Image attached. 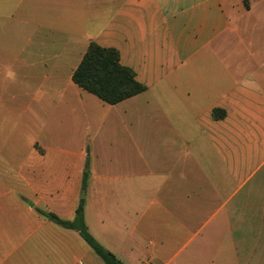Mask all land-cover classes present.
<instances>
[{"label": "crops", "instance_id": "crops-1", "mask_svg": "<svg viewBox=\"0 0 264 264\" xmlns=\"http://www.w3.org/2000/svg\"><path fill=\"white\" fill-rule=\"evenodd\" d=\"M91 42L146 89L78 86ZM81 200L123 264H264V0H0V264H106Z\"/></svg>", "mask_w": 264, "mask_h": 264}, {"label": "trees", "instance_id": "trees-1", "mask_svg": "<svg viewBox=\"0 0 264 264\" xmlns=\"http://www.w3.org/2000/svg\"><path fill=\"white\" fill-rule=\"evenodd\" d=\"M74 82L81 88L98 96L109 104L119 103L143 92L146 87L136 79L135 71L120 61V53L113 47H102L91 42L82 61L73 73ZM224 114L216 112L220 117ZM84 200L76 208L72 220L62 219L52 212H42L57 224L77 230L94 252L106 264H123L110 250L105 248L88 230L84 218Z\"/></svg>", "mask_w": 264, "mask_h": 264}, {"label": "rangeland", "instance_id": "rangeland-1", "mask_svg": "<svg viewBox=\"0 0 264 264\" xmlns=\"http://www.w3.org/2000/svg\"><path fill=\"white\" fill-rule=\"evenodd\" d=\"M67 115L66 110L63 109H56L53 111L52 118L50 119L49 124V140L52 142H63L64 144L69 142L70 135L67 130V127L64 126V120L67 122L68 117H65ZM114 152V151H113ZM101 160L104 163V161L108 160V157L110 155L109 150H101ZM118 159H124V151L123 150H117L114 154ZM86 167H88V164L86 163ZM83 194V193H82Z\"/></svg>", "mask_w": 264, "mask_h": 264}, {"label": "clouds", "instance_id": "clouds-1", "mask_svg": "<svg viewBox=\"0 0 264 264\" xmlns=\"http://www.w3.org/2000/svg\"><path fill=\"white\" fill-rule=\"evenodd\" d=\"M7 75H8L9 77H11V76H12V73L9 71V72L7 73Z\"/></svg>", "mask_w": 264, "mask_h": 264}, {"label": "water", "instance_id": "water-1", "mask_svg": "<svg viewBox=\"0 0 264 264\" xmlns=\"http://www.w3.org/2000/svg\"><path fill=\"white\" fill-rule=\"evenodd\" d=\"M83 196H85V193H83Z\"/></svg>", "mask_w": 264, "mask_h": 264}]
</instances>
